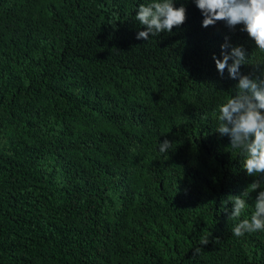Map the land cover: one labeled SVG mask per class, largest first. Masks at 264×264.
<instances>
[{
    "label": "trees",
    "instance_id": "16d2710c",
    "mask_svg": "<svg viewBox=\"0 0 264 264\" xmlns=\"http://www.w3.org/2000/svg\"><path fill=\"white\" fill-rule=\"evenodd\" d=\"M149 2L0 0V264H264V230L232 234L257 193L225 201L264 176L216 132L238 80L213 60L228 37L261 76L264 52L194 0L138 40Z\"/></svg>",
    "mask_w": 264,
    "mask_h": 264
},
{
    "label": "clouds",
    "instance_id": "9594fccd",
    "mask_svg": "<svg viewBox=\"0 0 264 264\" xmlns=\"http://www.w3.org/2000/svg\"><path fill=\"white\" fill-rule=\"evenodd\" d=\"M201 11L202 26H214L218 21H224L230 29L237 25H244L242 31L254 40L257 48L264 52V0H194ZM135 19L144 30L137 33V39L148 41L161 33H172L175 27L186 21V9L183 5L176 7L174 0H151L147 4H140ZM225 37L221 45L222 59L213 56L217 72L223 76L225 70L229 77L238 80L236 92L219 108L218 127L216 132L230 137V146L240 150L245 155L243 167L247 175L264 176V72L261 76L255 74L243 75L242 65H247V54L243 47H231ZM231 47V51L227 49ZM231 61V63H229ZM259 69V66H256ZM172 142L165 139L159 143L160 153H168ZM252 193L255 196L254 211L250 219L240 220L232 229V234L243 237L245 234L264 230V189L261 181L253 180L240 195H230L232 211L230 219L237 220L246 211L247 199ZM209 241L205 239L202 244ZM201 251L195 249L194 255Z\"/></svg>",
    "mask_w": 264,
    "mask_h": 264
}]
</instances>
